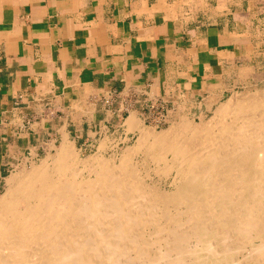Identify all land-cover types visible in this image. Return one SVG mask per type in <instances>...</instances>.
Wrapping results in <instances>:
<instances>
[{"label":"bare ground","instance_id":"bare-ground-1","mask_svg":"<svg viewBox=\"0 0 264 264\" xmlns=\"http://www.w3.org/2000/svg\"><path fill=\"white\" fill-rule=\"evenodd\" d=\"M125 126L139 135L118 169L95 154V177L80 173L66 137L7 177L0 264H264V90L200 124L185 114L158 130L133 112ZM162 162L165 184L141 171Z\"/></svg>","mask_w":264,"mask_h":264},{"label":"crops","instance_id":"crops-1","mask_svg":"<svg viewBox=\"0 0 264 264\" xmlns=\"http://www.w3.org/2000/svg\"><path fill=\"white\" fill-rule=\"evenodd\" d=\"M262 81L264 0H0V183L71 122L126 139Z\"/></svg>","mask_w":264,"mask_h":264},{"label":"rangeland","instance_id":"rangeland-1","mask_svg":"<svg viewBox=\"0 0 264 264\" xmlns=\"http://www.w3.org/2000/svg\"><path fill=\"white\" fill-rule=\"evenodd\" d=\"M260 89L264 90V82L263 81L257 85L252 86L251 88H242L238 91H235L230 96L232 97V95H234V94H242V93H248V92H252V91L255 92V91L260 90ZM230 96L227 97L222 102H225L226 100H228L230 98ZM215 109H216V107L211 109L207 113L181 111V112H178L174 117H168V119L165 121H163V113L161 112V110H158L159 114H156V115L158 117L160 116L161 120L158 122H155L154 120L148 118L147 123H145V124H147L148 126L156 127L158 130H162V129L168 128L172 123L179 121L181 119V117H183L185 114H186V117H189V119H191L192 121L200 124V123L207 122L208 120H210L212 118V116H214ZM126 113H128V112H126ZM127 118L128 117H126V116L123 118L121 125L125 126V121ZM107 125H108V123H107ZM70 127L72 128L73 131L71 132V136L68 138L70 141L73 142L76 150L79 153L81 160L85 161L87 159L86 161H90V163H91L93 161V159L90 157L95 155V154H100V155H103V156L107 157L108 159H110L111 162L113 164H115V166L113 165L115 167V169L119 168L118 165L120 164V158L123 155L122 153L125 151L126 147L134 145L136 143L138 135H139V133H137L135 135H132L130 138L116 140L115 138L111 137L110 135L103 136V135L98 134L94 139H91L88 137H86V138L78 137L76 134L77 133V131H76L77 126L75 124H73V122H71ZM110 128H111V131L114 129V127H112V126H110ZM104 140L107 141V145H106V147L102 148L100 144ZM60 141H61L60 139L58 141L52 140L50 143L48 142V144L43 145L42 147H40V149H38V152L36 153L35 158L29 159V161H27V159H26V158L31 157L29 154L18 155L19 163H17L13 168H11L9 171L6 172L5 178L0 183V194H2L5 191V189L7 188L6 179L10 174L13 173V171L19 172L24 167L28 166L27 168H29L30 166H32V164L41 163V161H43L45 158L55 155L57 148L60 145ZM46 155H47V157H46ZM140 158H141V156L140 157L138 155L134 156L135 162H137L138 159H140ZM86 161L81 162L80 168H82V169H81L80 173H82L84 175L90 174L93 177H95L96 172L94 171L95 169H93L95 167V165L92 164L91 168L84 169L85 168L84 164L86 163ZM162 163H161V165L150 163L146 167H143L141 169V171H143L142 172L143 174H146L149 171L152 174L153 178L154 179L156 178L157 182L165 184L166 181L171 180V176L167 175V173H165V171L162 170L163 167L165 166L164 163L163 164ZM157 165H158V167H157ZM146 168H148V171L146 170ZM90 170H92V172H90ZM257 242H260V238L255 239L253 243L256 244ZM251 246H252V244H250L248 246V248H250Z\"/></svg>","mask_w":264,"mask_h":264},{"label":"built area","instance_id":"built-area-1","mask_svg":"<svg viewBox=\"0 0 264 264\" xmlns=\"http://www.w3.org/2000/svg\"><path fill=\"white\" fill-rule=\"evenodd\" d=\"M106 102H107V103H111V102H112V99H107ZM152 108H153V109H156L157 111H158V110H161V112L163 113V121H165V120L168 119V117L165 116V114H164V113L166 112V110L164 109L165 107H163V106H161V105H159V106L153 105Z\"/></svg>","mask_w":264,"mask_h":264}]
</instances>
